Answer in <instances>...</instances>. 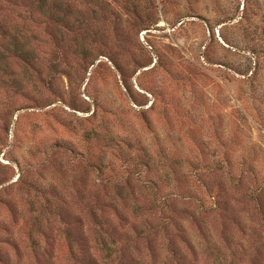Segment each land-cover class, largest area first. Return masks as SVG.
<instances>
[{
	"label": "rangeland",
	"instance_id": "1",
	"mask_svg": "<svg viewBox=\"0 0 264 264\" xmlns=\"http://www.w3.org/2000/svg\"><path fill=\"white\" fill-rule=\"evenodd\" d=\"M256 50L264 0H0V264H264Z\"/></svg>",
	"mask_w": 264,
	"mask_h": 264
},
{
	"label": "trees",
	"instance_id": "2",
	"mask_svg": "<svg viewBox=\"0 0 264 264\" xmlns=\"http://www.w3.org/2000/svg\"><path fill=\"white\" fill-rule=\"evenodd\" d=\"M153 23H150V22H148L147 24H146V26H145V28H148L149 26H151ZM251 53H252V59L254 58V63H255V61H256V66H257V63H259L260 62V59H264V52L263 51H250ZM254 67H255V65H253V69H252V67L250 68V69H248L247 71H246V74H249V72L251 71V75H253V74H255V73H257V67L254 69ZM249 78H251V76H249ZM252 78H253V76H252Z\"/></svg>",
	"mask_w": 264,
	"mask_h": 264
}]
</instances>
